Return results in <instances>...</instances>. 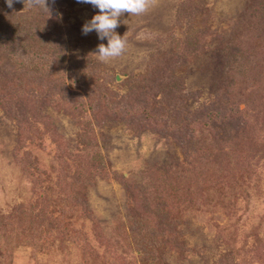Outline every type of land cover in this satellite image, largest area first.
I'll list each match as a JSON object with an SVG mask.
<instances>
[{"label":"rangeland","instance_id":"1","mask_svg":"<svg viewBox=\"0 0 264 264\" xmlns=\"http://www.w3.org/2000/svg\"><path fill=\"white\" fill-rule=\"evenodd\" d=\"M182 1L187 3L179 18ZM258 2L157 0L144 14L124 13L115 31L126 38V50L104 63L95 52L107 39L82 33L99 9L48 0L53 19L44 31L56 35L61 59H45L50 78H16L27 72L18 68L26 61L1 55L0 95L32 79L39 96L44 87L43 94L85 106L100 92L113 107L144 90L153 94L149 105L160 115L190 116L213 98L237 99L243 107L244 96L264 93V75L257 78L253 70L242 78L238 55L228 46L220 50V42L245 29L236 24L238 16ZM26 6L14 0L9 8L0 0V14ZM203 18L222 37L204 36L199 51L190 54L186 35L198 31ZM256 21L264 24V14ZM54 100L42 103L48 125L29 117L25 126L18 113L0 108V264H264V158L258 153L264 132L255 141L245 130L219 144L220 136L198 130L180 144L154 129H137L139 120L100 122L69 114ZM83 158L95 167L83 169ZM199 159L207 164L198 171ZM204 169L219 181L205 178ZM163 203L168 212L161 211Z\"/></svg>","mask_w":264,"mask_h":264},{"label":"trees","instance_id":"2","mask_svg":"<svg viewBox=\"0 0 264 264\" xmlns=\"http://www.w3.org/2000/svg\"><path fill=\"white\" fill-rule=\"evenodd\" d=\"M185 2L186 1H182L177 8L176 16L179 18L181 17V10L184 6L186 7ZM49 11L28 5L18 11L0 14V57L1 55L4 57L14 56L19 57L20 60L23 59L26 61L25 64H18V68L25 66L27 72L23 73V71L18 73L16 78H36V76L42 73L43 74L39 78H50L51 75L49 71L51 65L48 64L45 59H48V57H52L53 60L57 58L61 59V57L58 56L59 52L56 51V45L59 44L56 35L44 31V29L46 30V24L50 23L49 20L53 19L51 18L53 15L51 11L53 10L50 9ZM259 14H264V0H260L256 5L253 4L252 6L245 7L238 16L239 20L236 21L237 25L239 22H242L241 24L246 26L245 29L237 33L236 30H233L230 37L224 40L222 39V42H220V45H222L220 46V50L224 51L226 48L225 46H228L233 50L234 55H238L240 61L238 71L242 78H248L250 71L253 70L256 71V74L253 76L256 75L257 78H262L261 75H264L262 74L264 73V24L260 22L258 26L256 18H259ZM205 21L206 19L204 18L201 20V26L198 31L193 30L191 31V35L189 33L186 35L190 38L193 45L189 52L190 54L199 51V43L202 42L204 36H211L210 38L216 40L222 37L220 34L211 30ZM38 25H41L39 29ZM51 54L52 56H50ZM33 59L40 60L35 63ZM261 67L263 68L260 70ZM60 72L61 69L57 70V73L61 74ZM13 73L15 72L12 69V74ZM33 82L34 80L28 79L22 83H16L15 85L17 87L15 86V90L0 95V108L5 110L6 113L14 116L18 113L19 119H21V122L25 126L29 125V117L39 122H45V125L50 124L49 117L41 110L44 105L42 103L48 104V101L51 103L55 98L54 106H57L69 114L79 113L83 116L93 115L95 118L99 119L100 122L103 117L105 119H111L113 117L115 120H125L128 121V123L130 121L139 120L135 125L137 129H154L153 131L160 135L171 136L180 144H184L185 141L194 137L195 133H198L200 130H207L214 139L220 136L221 140H218L219 144H224V141L228 139L235 140L240 134L242 135L245 130L254 133L255 141L256 138L260 137L264 132V93L256 97H252L254 95H243L245 100L243 101V107L239 106V102H235L237 99L232 100L231 98H227L225 99L226 101L223 102L221 99L218 100L213 98L212 102L210 101V103L203 105L201 109L194 110L193 114L190 116H186L180 111H176V113L173 114L165 113L160 115L149 105L150 101L153 99V97H151L153 94H151V92H145L144 90L140 93H136L134 96H130V98L128 97V103L124 105L114 104L113 107L109 104L106 96L100 92L97 97L91 99V101H94L93 105L87 104L88 106H85L82 102L72 101L64 96L54 97L51 91H48L47 94H43L47 90V88L44 87L38 90L39 94L44 96L41 97L32 91L31 87L34 86ZM41 90H44V92L41 93ZM171 99L173 101L174 98ZM248 101L249 103L251 102L249 106ZM11 108L13 113L10 110ZM226 130L231 133H226V136H224ZM219 131L222 133L217 135ZM249 147L251 148V146ZM258 148V153L264 158V145L262 142H259ZM86 156H89V154L86 153ZM186 158H188V156H186ZM243 158L244 157L241 156V159ZM84 159L87 160L88 158H83V163L81 164L83 169L89 168L90 170L91 167H95L93 164L91 166L90 160L84 161ZM204 160H206V158H204ZM204 160L199 159L197 161L198 165H195V167H199L198 171L202 170L207 164ZM189 161L190 160H188V162ZM210 165L212 164L208 162L207 170L212 169ZM181 167V171H183L186 166ZM204 170L203 176H205V178L207 177L209 181H219V177L215 178L213 177L214 175L210 178L206 176L207 170ZM167 172L168 171H165L164 173ZM177 176L178 175L173 177L174 179L171 177L172 182L175 181ZM166 177H169L168 173L164 175V178ZM120 180H123L122 176H120ZM125 182L124 179L123 186L126 185ZM181 182L182 180L180 183ZM172 187L174 188L172 197H174L175 193H177V188L175 186ZM166 191L168 192L169 190L166 189ZM168 193L170 194V191ZM131 194L132 199L136 201L138 198L134 188L131 189ZM160 208L161 211L164 212H168L169 209L168 205H164V203ZM100 233H102V230Z\"/></svg>","mask_w":264,"mask_h":264},{"label":"clouds","instance_id":"3","mask_svg":"<svg viewBox=\"0 0 264 264\" xmlns=\"http://www.w3.org/2000/svg\"><path fill=\"white\" fill-rule=\"evenodd\" d=\"M5 2L11 8L14 0H5ZM26 2L29 6L49 11L48 0H24L25 4ZM77 2L90 4L99 9V12L91 20L84 23L82 33L87 35L95 31L99 39H107V45L99 44L95 52L98 54V59L104 63L122 56L126 50V38L115 31L120 24L119 17L124 13L129 15L144 14L157 4V0H77Z\"/></svg>","mask_w":264,"mask_h":264}]
</instances>
